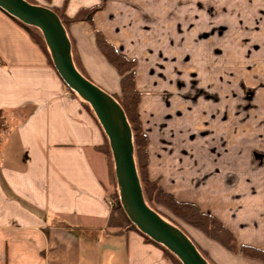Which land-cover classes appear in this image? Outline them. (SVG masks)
<instances>
[{
	"label": "crops",
	"instance_id": "crops-1",
	"mask_svg": "<svg viewBox=\"0 0 264 264\" xmlns=\"http://www.w3.org/2000/svg\"><path fill=\"white\" fill-rule=\"evenodd\" d=\"M66 1L70 17L101 4L100 0L45 4L63 7ZM113 3L96 11L94 22L118 46L110 31L129 2L122 7ZM68 34L87 76L119 93L120 75L98 48L92 25L86 20L74 22ZM121 50L137 60L140 89L139 60L129 48ZM106 76L113 78V84L103 83ZM0 110L6 123L0 133V264H176L162 246L136 229L110 227L105 160L97 149L105 142L104 130L90 104L64 83L29 31L1 8ZM140 118L148 135L150 178H159L178 199L195 201L217 215L239 245L264 248V234H258L264 232V223L258 220L257 209L264 211V204L255 200L249 205L254 195L247 187L232 184L226 162L201 161L188 167L179 156L169 161L168 149L159 140L154 143L141 107ZM183 177L190 179L189 185L182 183ZM185 227L209 256L236 261L235 255L201 231Z\"/></svg>",
	"mask_w": 264,
	"mask_h": 264
},
{
	"label": "rangeland",
	"instance_id": "rangeland-1",
	"mask_svg": "<svg viewBox=\"0 0 264 264\" xmlns=\"http://www.w3.org/2000/svg\"><path fill=\"white\" fill-rule=\"evenodd\" d=\"M126 1L132 5H125L110 33L120 51L129 48L139 60L141 117L154 143L168 149L169 161L179 156L188 167L226 162L232 184L254 195L249 205L264 204V0H100V6L122 7ZM106 78L104 84H113ZM100 152L114 205L109 196L114 159ZM257 209L264 223V211ZM242 245L236 252L221 246L235 255L233 264H264L245 255ZM209 258L212 264H231Z\"/></svg>",
	"mask_w": 264,
	"mask_h": 264
},
{
	"label": "water",
	"instance_id": "water-1",
	"mask_svg": "<svg viewBox=\"0 0 264 264\" xmlns=\"http://www.w3.org/2000/svg\"><path fill=\"white\" fill-rule=\"evenodd\" d=\"M0 8L42 32L58 74L94 110L109 140L121 203L130 220L141 232L173 252L183 264H211L184 230L147 204L126 112L111 92L78 70L72 41L58 13L51 6L28 0H0Z\"/></svg>",
	"mask_w": 264,
	"mask_h": 264
},
{
	"label": "trees",
	"instance_id": "trees-1",
	"mask_svg": "<svg viewBox=\"0 0 264 264\" xmlns=\"http://www.w3.org/2000/svg\"><path fill=\"white\" fill-rule=\"evenodd\" d=\"M28 1L32 3H36L34 0H28ZM45 1L46 3H50L52 0H45ZM39 4L47 5L45 3H39ZM66 6H67V1L65 2L63 7H52V9L55 10L60 16L65 28L67 29V32L69 26L72 23L82 20L88 21L92 25V28L94 29L98 48L106 57L107 61L118 71L120 75V88H121L120 92L112 93V94L115 97V99L124 108L127 118L133 130L135 160L147 204L151 208L159 212L166 220L175 224L182 230L184 229L180 225L181 221L201 230L205 235L217 241L229 251L236 252L239 246L235 234L217 215L202 209V207L195 201L178 199L173 193L165 190V188L161 185L159 178L157 179L150 178L148 171V165H149L148 135L143 130V126L140 118V104L142 102L143 94L142 91L137 86V78H136L137 60L129 57L127 54L120 51V49L114 43H112L104 35V33L101 30H99L98 27L96 26L94 22V14L96 13V11L103 8V6H98V7L96 6L93 8H82L73 17L68 16V14L66 13ZM10 16L15 20H17L19 23H21L29 31L32 39L36 43H38L46 52L49 63L52 66H54L50 50L46 44L42 32L37 27L27 25L22 21H20L18 18L12 15ZM72 53H73L75 65L78 68V70L84 76L89 78L83 67L79 55L75 52L73 43H72ZM98 123H100L99 120ZM5 128H6V123H5L4 114L3 111L0 110V133L4 132ZM97 149L99 151L105 152L107 156L111 157L112 159L113 154L106 134H105V142L102 145L97 146ZM111 165H112V172H111L112 174L110 175L109 184L112 187V191H110L109 196L114 200V205L111 208V214L109 218L110 227L117 226L119 227V229H125V228L136 229L148 241L154 242L162 246L170 255V257L174 259L176 264H183L181 260L173 252H171L161 243L154 241L152 238L141 232L137 228V226L130 220L121 203L120 192L115 175L113 160L111 162ZM158 205H162L167 209H169L172 212V214L179 220V222L171 218L166 213L162 212L159 209ZM196 246L198 247L197 244ZM198 249L203 254V256L210 262L208 252L202 250L200 247H198ZM241 249L243 253L248 257L255 258L264 262V248L250 244H243L241 246Z\"/></svg>",
	"mask_w": 264,
	"mask_h": 264
},
{
	"label": "built area",
	"instance_id": "built-area-1",
	"mask_svg": "<svg viewBox=\"0 0 264 264\" xmlns=\"http://www.w3.org/2000/svg\"><path fill=\"white\" fill-rule=\"evenodd\" d=\"M108 202H109V204H110L111 206H113V201H112V200H109Z\"/></svg>",
	"mask_w": 264,
	"mask_h": 264
}]
</instances>
